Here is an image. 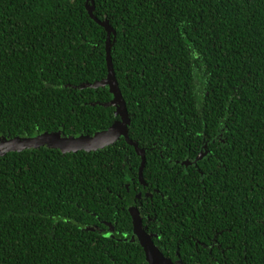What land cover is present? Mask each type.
I'll use <instances>...</instances> for the list:
<instances>
[{
    "label": "trees",
    "instance_id": "obj_1",
    "mask_svg": "<svg viewBox=\"0 0 264 264\" xmlns=\"http://www.w3.org/2000/svg\"><path fill=\"white\" fill-rule=\"evenodd\" d=\"M93 2L0 0V142L121 120L93 5L145 184L125 138L0 156V264H149L132 209L173 264H264V0Z\"/></svg>",
    "mask_w": 264,
    "mask_h": 264
},
{
    "label": "water",
    "instance_id": "obj_2",
    "mask_svg": "<svg viewBox=\"0 0 264 264\" xmlns=\"http://www.w3.org/2000/svg\"><path fill=\"white\" fill-rule=\"evenodd\" d=\"M88 2H93V0H87ZM95 7L92 5L88 7L91 18L96 20L98 24L103 26L108 33L107 40V65H108V77L102 82H97L90 86L92 88L106 87L110 88V92L114 95V99L106 104L107 106L116 107V115L120 116L121 120L116 122L111 128L101 133H97L93 137L81 136L78 138H62L60 133L49 134L45 133L39 135L35 138L20 139L15 138L13 140L1 141L0 142V156L9 152H22L27 149H38L41 147H48L52 149H58L63 153L86 151L92 152L100 149H104L116 143L120 138H125V140L132 146L135 147L137 154L142 157V166L140 168V182L144 185L142 179V171L144 169L146 159L145 151L138 148V146L132 142L128 134V126L130 124L129 114L127 112L126 104L123 100L119 85L114 72V66L112 62L111 55V36L113 34L114 40L116 39V31L110 26V24L105 21L101 22L98 20L94 14ZM88 85H83L82 88H86ZM203 157V154L199 156V159ZM131 215L133 218L134 225V237L133 240L137 239L144 249L147 262L149 264H173L170 260L166 259L164 255L160 252L158 247L154 244L152 237L149 236L143 229L142 220L137 209L131 210Z\"/></svg>",
    "mask_w": 264,
    "mask_h": 264
},
{
    "label": "flooded vegetation",
    "instance_id": "obj_3",
    "mask_svg": "<svg viewBox=\"0 0 264 264\" xmlns=\"http://www.w3.org/2000/svg\"><path fill=\"white\" fill-rule=\"evenodd\" d=\"M152 195H150L149 197H151ZM138 198L140 199L141 198V195H139L138 196ZM152 202V201H151ZM140 218H141V216H140ZM142 220V224H143V218L141 219ZM156 219L154 218V219H152L151 217H149L148 216V225H147V231L149 232V233H153V232H151L150 231V224L152 223V222H154ZM147 233V232H146ZM148 234V233H147ZM149 235V234H148ZM150 236V235H149ZM154 237L156 236V235H153ZM155 238H157V237H155Z\"/></svg>",
    "mask_w": 264,
    "mask_h": 264
}]
</instances>
